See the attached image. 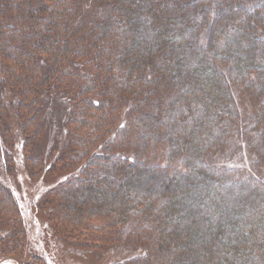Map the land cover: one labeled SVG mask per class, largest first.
<instances>
[{
  "label": "trees",
  "instance_id": "1",
  "mask_svg": "<svg viewBox=\"0 0 264 264\" xmlns=\"http://www.w3.org/2000/svg\"><path fill=\"white\" fill-rule=\"evenodd\" d=\"M98 1L85 21L80 0H0L19 160L40 159L41 96L75 93L53 223L84 247L136 246L134 264H264V183L208 159L238 118L230 84L264 105V0ZM16 207L0 186V217Z\"/></svg>",
  "mask_w": 264,
  "mask_h": 264
},
{
  "label": "rangeland",
  "instance_id": "2",
  "mask_svg": "<svg viewBox=\"0 0 264 264\" xmlns=\"http://www.w3.org/2000/svg\"><path fill=\"white\" fill-rule=\"evenodd\" d=\"M80 3L85 21L101 14L100 1L80 0ZM206 35L204 30L201 40ZM199 43L202 46L203 41ZM230 85L238 118L224 147L209 154V162L217 168L231 170L234 178L249 176L264 183V153L256 152L255 143L248 136L251 128L260 132L264 126V105L238 85ZM74 96L73 89L49 91L41 96L40 134L33 153L26 152L28 158L30 154L40 157L34 160L36 165L17 158V144L25 141L16 113L18 103L10 92L1 97L4 109H0L3 119L0 120V186L10 192L18 213L0 217V264L7 261L13 264H134L132 260L140 253L136 246L122 244L102 250L84 247L95 244V238L86 233L78 237L54 224L56 202L49 193L63 178L66 163L62 156L67 147V121L75 104ZM74 199L80 201L82 197Z\"/></svg>",
  "mask_w": 264,
  "mask_h": 264
},
{
  "label": "snow or ice",
  "instance_id": "3",
  "mask_svg": "<svg viewBox=\"0 0 264 264\" xmlns=\"http://www.w3.org/2000/svg\"><path fill=\"white\" fill-rule=\"evenodd\" d=\"M5 264H11V261H7V262H5Z\"/></svg>",
  "mask_w": 264,
  "mask_h": 264
},
{
  "label": "water",
  "instance_id": "4",
  "mask_svg": "<svg viewBox=\"0 0 264 264\" xmlns=\"http://www.w3.org/2000/svg\"><path fill=\"white\" fill-rule=\"evenodd\" d=\"M1 264H5V262L4 263H1ZM11 264H13V263H11Z\"/></svg>",
  "mask_w": 264,
  "mask_h": 264
}]
</instances>
